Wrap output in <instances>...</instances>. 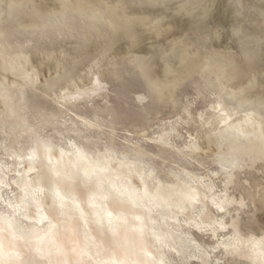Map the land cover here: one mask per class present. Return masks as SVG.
<instances>
[{
	"label": "clouds",
	"instance_id": "9594fccd",
	"mask_svg": "<svg viewBox=\"0 0 264 264\" xmlns=\"http://www.w3.org/2000/svg\"><path fill=\"white\" fill-rule=\"evenodd\" d=\"M77 3L0 0V250L7 245L28 257L20 264H40L22 239L35 227L32 196L49 203L72 175L164 233L168 264H264V201L254 222L241 223L236 244L218 247L202 227L214 211L206 185L225 167L245 185L250 173L264 185V106L258 125L240 135L238 118L218 111L215 97L167 84L153 90L128 60L123 40L72 15ZM62 10L63 19L43 33L28 29L36 13L48 18ZM233 51L239 56V45ZM261 59L264 69V49ZM168 61L182 70L178 53ZM84 78L103 82L105 91L69 103L72 85ZM152 78L164 79L158 61ZM90 168L94 176L85 175ZM0 264L17 262L0 257Z\"/></svg>",
	"mask_w": 264,
	"mask_h": 264
},
{
	"label": "bare ground",
	"instance_id": "6f19581e",
	"mask_svg": "<svg viewBox=\"0 0 264 264\" xmlns=\"http://www.w3.org/2000/svg\"><path fill=\"white\" fill-rule=\"evenodd\" d=\"M224 9L219 0H78L72 9L90 28L110 32L125 42L128 60L139 70L149 87L159 90L191 87L198 96L217 100V110L229 120L238 118L240 135L258 125V110L264 106V0H227ZM28 29L41 33L52 22H59L65 11L48 18L36 13ZM254 24L249 30L248 25ZM239 45V56L233 51ZM142 53V54H141ZM179 54L182 70L169 63L170 55ZM162 66L163 80L152 78L154 62ZM69 103L90 102L105 91V84L88 78L77 81ZM97 169L85 170L94 176ZM245 185L225 167L216 183L206 185L205 199L213 214L204 223L217 246L240 240L243 221L254 222L257 205L264 201L260 177L250 173ZM113 189L120 191L115 185ZM36 207L35 225L26 239L31 259L40 264H168L165 234L145 222L127 204L117 206L112 196L98 186L68 175L49 203L42 196H32ZM231 229V232L229 231ZM151 238L156 243H149ZM5 261L20 264L28 259L22 252L0 250Z\"/></svg>",
	"mask_w": 264,
	"mask_h": 264
},
{
	"label": "rangeland",
	"instance_id": "374dc122",
	"mask_svg": "<svg viewBox=\"0 0 264 264\" xmlns=\"http://www.w3.org/2000/svg\"><path fill=\"white\" fill-rule=\"evenodd\" d=\"M219 2H221L220 5H222V7L224 9H226V7H228V2L227 0H219ZM134 66V65H133ZM135 67V66H134ZM136 68V67H135ZM146 81V80H145ZM194 78L193 79H190L188 80L186 83H185V86L184 87H191V83L194 82ZM145 102V97L144 96H141V95H137L135 97V103L136 104H139V105H143Z\"/></svg>",
	"mask_w": 264,
	"mask_h": 264
}]
</instances>
